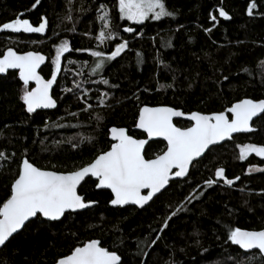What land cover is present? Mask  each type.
Returning a JSON list of instances; mask_svg holds the SVG:
<instances>
[{
    "label": "trees",
    "instance_id": "trees-1",
    "mask_svg": "<svg viewBox=\"0 0 264 264\" xmlns=\"http://www.w3.org/2000/svg\"><path fill=\"white\" fill-rule=\"evenodd\" d=\"M165 3L174 16L136 24L121 19L118 0H0V26L18 16L33 27L41 18L47 21L43 34L0 30V55L8 48L42 53L47 64L40 74L48 79L56 47L67 41L70 49L62 55L51 111L28 113L21 100L25 86L16 73L0 76V153L5 157L0 159V202L10 195L23 159L66 173L108 150L112 127L144 138L134 129L142 106L212 114L240 99H264V0ZM250 3L255 5L252 15ZM102 5L112 33L103 43L96 38L105 30L99 19ZM221 9L229 19L219 15ZM128 27L133 31L125 32ZM125 42L115 59H105L93 71L99 58L90 52L107 57ZM101 93H106L104 106ZM88 105L92 107L84 111ZM262 116L253 121V132L211 148L184 181H171L144 209L111 207V194L87 179L78 192L95 201L92 208L66 214L58 222H29L1 249L0 264H54L92 239L117 251L122 264H264L258 252H242L227 239L236 227L264 229V171H247L263 167L264 160L249 155L241 161L238 155L239 146H264ZM165 148L162 141H152L145 156L155 158ZM219 168L234 180L232 186L217 179ZM210 179L216 183L207 185Z\"/></svg>",
    "mask_w": 264,
    "mask_h": 264
},
{
    "label": "snow or ice",
    "instance_id": "snow-or-ice-1",
    "mask_svg": "<svg viewBox=\"0 0 264 264\" xmlns=\"http://www.w3.org/2000/svg\"><path fill=\"white\" fill-rule=\"evenodd\" d=\"M39 3L40 0H36V4ZM253 7L255 5L250 3L249 15H252ZM118 8L121 19L136 24H142L149 18L160 20L175 15L167 10L165 0H118ZM101 11L103 14L99 19L102 21V27L108 29L110 27L108 12L103 5ZM219 15L225 19L230 18L222 9L219 10ZM41 19L39 26L33 27L28 19L18 16L0 26V30L43 34L47 21ZM212 19L215 20L216 17L213 16ZM124 31L132 32L133 29L128 27ZM96 38L103 43L105 40H110L112 35L101 31ZM126 46V42L118 44L107 57L101 51H92L91 55L99 58L93 71L101 69L105 59L108 61L115 59ZM68 51L70 49L67 41L56 48L51 78L47 80L42 79L37 72L45 60V57L39 53L29 51L19 55L8 49L3 58H0V74L6 73L9 69L18 70L19 79L25 86L21 100L28 113H34L37 109L56 107V101L49 94V90L60 71L61 56ZM137 55L139 56V53ZM31 81H34L36 86L29 90L27 86ZM103 83L107 85L108 81L104 80ZM105 95L106 93H101L99 100L101 106H104ZM91 107L88 105L83 110L88 111ZM225 112L230 113L231 116L229 117ZM262 113H264V99L258 101L240 99L225 111L207 115L191 112L187 115V119L191 121L190 126L182 128L173 123V117L185 115L182 111L172 107L144 106L139 110L135 127L147 134V140L133 138L124 128L112 127L109 130L111 141L109 149L101 151L86 166L66 173L43 170L34 166L28 159H24L19 166L17 177L11 184L10 195L0 202V248H6L10 238H14V234L33 218L41 224L59 221L66 214L87 209L94 204L95 201H86L78 192V186L86 182V177L95 178L97 189L110 190L111 205L120 207L135 205L143 208L169 185L172 177H185L189 166L197 158L202 157L210 146L232 139L234 133L253 132L255 129L250 126V121ZM261 118L264 119V116ZM152 138H162L166 141V150L155 158H146L145 145ZM239 147L241 161L250 153L264 158V146L245 144ZM3 158H5L4 153H0V159ZM215 176L228 186L234 183L233 179L225 177L223 168L217 169ZM239 179L240 177H235V180ZM205 183L211 186L216 181L210 179ZM144 190H147L146 194ZM227 239L231 244L246 251L258 249L261 257L264 258V230L246 231L236 227L229 231ZM252 258H255V254ZM57 264H122V257L117 251L102 246L101 241L92 239L82 246L75 247L70 254L59 258Z\"/></svg>",
    "mask_w": 264,
    "mask_h": 264
},
{
    "label": "water",
    "instance_id": "water-1",
    "mask_svg": "<svg viewBox=\"0 0 264 264\" xmlns=\"http://www.w3.org/2000/svg\"><path fill=\"white\" fill-rule=\"evenodd\" d=\"M8 49H12V48H8ZM8 49H6L3 53H2V55H0V58H3V55L8 51ZM13 51H15L14 49H12ZM16 52V51H15ZM27 52H29V51H26V52H23V53H18V52H16L17 54H19V55H23V54H25V53H27ZM31 52H35V51H31ZM36 53H39L40 55H43L44 57H45V60H44V62L40 65V67L37 69V72H38V74L42 77V79H45L41 74H40V70L47 64V57H46V55H44V54H42V53H40V52H36ZM8 73H16V75H17V79L20 81V79H19V72H18V70L17 69H9L6 73H4V74H0V76L1 77H4V76H6ZM51 78V76L48 78V79H50ZM45 80H47V79H45ZM56 81H57V79H56ZM56 81L53 83V86H52V88L49 90V94L52 96V91H53V89H54V87H55V84H56ZM22 84H23V82L22 81H20ZM36 85H35V82L34 81H31L30 83H29V85L27 86V87H29V90H31V88H34ZM54 99V98H53ZM24 107H25V109H26V106L24 105ZM142 107H144V106H142ZM147 107H169V106H147ZM52 109H54V108H50V109H37L35 112H39V111H51ZM140 110V109H139ZM175 110H178V109H175ZM180 111V110H179ZM34 112V113H35ZM138 114H139V112H138ZM188 114H190V113H185V115L184 116H181V117H173V123L175 122V121H185V122H188V123H190L191 124V121H189L188 119H187V115ZM201 114H203V113H201ZM225 114L226 115H228L229 117L231 116V114L230 113H227V112H225ZM263 114V113H262ZM262 114H258V116L257 117H254L253 118V120L252 121H250V126L252 127V123H253V121L254 120H256L257 118H259ZM207 115V114H206ZM137 122V121H136ZM175 124V123H174ZM190 126V125H189ZM111 129V128H110ZM109 129V130H110ZM135 129V131L136 132H139V133H142L143 135H144V138H140V139H148V137H147V134L146 133H144L141 129H138V128H134ZM126 130V129H125ZM126 133L128 134V132H127V130H126ZM250 133V132H249ZM242 134H248V133H234L233 134V137H235V136H237V135H242ZM129 135V134H128ZM133 137V136H132ZM134 138V137H133ZM233 139V138H232ZM232 139H230V140H225V141H221L220 143H218V144H216V145H212V146H210V149L211 148H213V147H216V146H220V145H222V144H224V143H226V142H229V141H231ZM109 140H110V132H109ZM152 141H162L164 144H165V146H166V141H164L162 138H152L151 140H149L148 141V143L145 145V149H146V147H147V145L150 143V142H152ZM209 149V150H210ZM165 150H166V148H165ZM164 150V151H165ZM209 150H206V152H205V154L209 151ZM204 154V155H205ZM204 155L202 156V157H200V158H197V160L196 161H194L190 166H189V171H190V168L192 167V165L195 163V162H197V161H199L200 159H202L203 157H204ZM24 160V159H23ZM22 160V161H23ZM21 161V162H22ZM51 171V170H50ZM189 171H188V173H189ZM188 175V174H187ZM187 175L185 176V177H182V178H177V177H172L171 179H170V182L171 181H175V180H177V181H184L185 179H186V177H187ZM87 179H91L92 181H94L95 182V178H90V177H86L85 178V181L87 180ZM169 182V183H170ZM84 182H82V184H83ZM81 184V185H82ZM81 186H78V191H79V188H80ZM168 188V185L166 186V188L165 189H163L162 191H161V193L162 192H164L166 189ZM97 190H105V191H108L110 194H111V192H110V190H107V189H97ZM146 192H147V190H144V194H146ZM161 193H158L155 197H157L159 194H161ZM155 197H153V199L155 198ZM153 201V200H152ZM152 201H149V203L148 204H146L143 208H140V207H137V206H135V205H125V206H123V207H120V206H113V205H111V207H113V208H129V207H131V208H136V209H138V210H141V209H144L145 207H147ZM95 205V203L94 204H92L89 208H92L93 206ZM89 208H87V209H89ZM86 209H83V210H78L77 212H74V213H78V212H82V211H85ZM74 213H72V214H74ZM63 218V217H62ZM61 218V219H62ZM33 220H35L34 218L31 220V221H33ZM30 221V222H31ZM60 221V220H59ZM54 222H58V221H54ZM29 222H26V225L28 224ZM23 230V228L17 233V234H14V236H16V235H18L21 231ZM264 230V229H263ZM259 231H261V230H259ZM11 239V238H10ZM236 247H238V249L239 250H241L242 252H245V253H251V252H258L259 253V250L258 249H253V250H243V249H240L239 248V246H237L236 245ZM1 249L2 248H0V251H1ZM260 254V253H259ZM54 264H57V262L56 263H54Z\"/></svg>",
    "mask_w": 264,
    "mask_h": 264
},
{
    "label": "rangeland",
    "instance_id": "rangeland-1",
    "mask_svg": "<svg viewBox=\"0 0 264 264\" xmlns=\"http://www.w3.org/2000/svg\"><path fill=\"white\" fill-rule=\"evenodd\" d=\"M102 14H103V13H102ZM102 14H101V15H102ZM103 31L108 32V33H111V32H109V31H107V29H105V30H103ZM111 35H112V33H111ZM58 47H59V46H58ZM56 48H57V47H56ZM55 50H56V49H55ZM55 55H56V52H55V54H54V57H55ZM90 55H91V52H90ZM91 56H92V55H91ZM54 57L52 58V60H54ZM92 57H93V56H92ZM93 58H96V57H93ZM61 59H62V56H61ZM60 64H61V61H60ZM52 65H53V61H52ZM52 69H53V67H52ZM58 74H60V71L58 72ZM238 150H239V151H238V155H239L240 147H238ZM249 155H255V157L264 160V158L257 156L255 153H250ZM249 155H248V156H249ZM261 169H264V166H263V167H250V168L247 169V171H248L249 173H256V172H260Z\"/></svg>",
    "mask_w": 264,
    "mask_h": 264
},
{
    "label": "bare ground",
    "instance_id": "bare-ground-1",
    "mask_svg": "<svg viewBox=\"0 0 264 264\" xmlns=\"http://www.w3.org/2000/svg\"><path fill=\"white\" fill-rule=\"evenodd\" d=\"M24 105V104H23ZM25 108V107H24ZM26 110V109H25Z\"/></svg>",
    "mask_w": 264,
    "mask_h": 264
}]
</instances>
